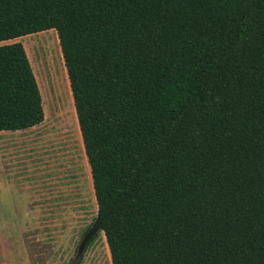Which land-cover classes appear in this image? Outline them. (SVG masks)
<instances>
[{
	"label": "trees",
	"instance_id": "obj_1",
	"mask_svg": "<svg viewBox=\"0 0 264 264\" xmlns=\"http://www.w3.org/2000/svg\"><path fill=\"white\" fill-rule=\"evenodd\" d=\"M51 28L111 263L264 264V0H0V42ZM24 46L0 130L46 120Z\"/></svg>",
	"mask_w": 264,
	"mask_h": 264
},
{
	"label": "rangeland",
	"instance_id": "obj_2",
	"mask_svg": "<svg viewBox=\"0 0 264 264\" xmlns=\"http://www.w3.org/2000/svg\"><path fill=\"white\" fill-rule=\"evenodd\" d=\"M52 29L0 42L19 41L24 49L25 44L35 67L46 120L32 131L31 161L37 166L39 187L44 177L47 187L33 202L38 204L35 214L25 217L15 215L14 196L0 187V264H76L80 254L77 264H112L103 231L84 249L80 247L85 230L97 217V205L57 33ZM22 202L18 209H31L28 200Z\"/></svg>",
	"mask_w": 264,
	"mask_h": 264
},
{
	"label": "crops",
	"instance_id": "obj_3",
	"mask_svg": "<svg viewBox=\"0 0 264 264\" xmlns=\"http://www.w3.org/2000/svg\"><path fill=\"white\" fill-rule=\"evenodd\" d=\"M30 62L32 63V61ZM31 68L34 70L35 67L32 65ZM57 107H55V109L59 111L60 108L58 109ZM43 121L45 120L43 119L40 123L25 129L0 130V187H3L4 191H10L12 193L14 197H12L11 200L14 201L15 215L21 217L34 215L35 213L33 211H35V206L38 204H34L33 202L37 201L40 193L45 194L47 191V187L45 186V177L42 178V187H39V184L36 182V180H38L36 177L38 170H36L37 166H34L31 161L33 152L32 131ZM23 197L28 200L26 205L31 207V209L24 212H22V209L17 208L18 206H23ZM18 202L19 205H17ZM95 239H93L90 243H92Z\"/></svg>",
	"mask_w": 264,
	"mask_h": 264
},
{
	"label": "water",
	"instance_id": "obj_4",
	"mask_svg": "<svg viewBox=\"0 0 264 264\" xmlns=\"http://www.w3.org/2000/svg\"><path fill=\"white\" fill-rule=\"evenodd\" d=\"M98 230H102L101 229V221L98 217H96L95 221L93 222L90 230L88 231V233L85 235L83 242H85L92 234H94L95 232H97ZM82 245V244H81ZM81 247V246H80Z\"/></svg>",
	"mask_w": 264,
	"mask_h": 264
}]
</instances>
